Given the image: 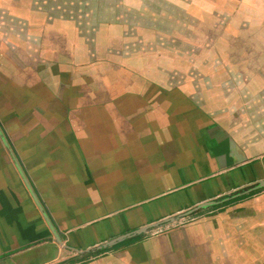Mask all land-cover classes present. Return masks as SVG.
Here are the masks:
<instances>
[{"label":"crops","instance_id":"obj_1","mask_svg":"<svg viewBox=\"0 0 264 264\" xmlns=\"http://www.w3.org/2000/svg\"><path fill=\"white\" fill-rule=\"evenodd\" d=\"M195 2L0 0V264H264V0Z\"/></svg>","mask_w":264,"mask_h":264},{"label":"water","instance_id":"obj_2","mask_svg":"<svg viewBox=\"0 0 264 264\" xmlns=\"http://www.w3.org/2000/svg\"><path fill=\"white\" fill-rule=\"evenodd\" d=\"M259 185L260 186L264 185V180L260 181L258 183V186ZM215 202L216 201H211V202L209 201V202L201 203L200 205H198L196 207H193L192 209H190V210H188L186 212H183L181 214L169 216V217L163 218V219H161L159 221H155V222L149 223L147 225H144V226H142L140 228L125 232L123 234H120L118 236H115V237L107 240V241H104V242L100 243L99 245L96 246L95 249H92V250L95 251V250H99V249L112 247V246L116 245L117 243L122 242L123 240H125L127 238L142 234V233H144V232H146V231H148L150 229H153V228H158V227L162 226L163 224L179 220L180 218L184 217L185 215H188L189 213H192L193 211H196L199 208L205 207V206L210 205V204L215 203Z\"/></svg>","mask_w":264,"mask_h":264},{"label":"rangeland","instance_id":"obj_3","mask_svg":"<svg viewBox=\"0 0 264 264\" xmlns=\"http://www.w3.org/2000/svg\"><path fill=\"white\" fill-rule=\"evenodd\" d=\"M177 1V3L179 2V3H181L182 5H184V0H176ZM192 0H186V2H187V4H189L190 2H191ZM222 1V0H221ZM224 1H226L227 3H228V1L229 0H224ZM231 1H234V3L235 4H232L231 6H227L226 7V5L224 6V8L226 9V12H227V10H230L231 12H227L228 14H230V16H228L227 18H225V15L227 14V13H224V11H223V13L221 12V14H220V16H219V24L221 25L219 28H218V31H217V29H216V31H215V33L217 34H220L221 32H223L224 31V25H226L227 23L226 22H229V24H230V26L228 25V27L226 26V29L227 28H229L230 30H232L233 28L231 27L232 26V22L231 21H229L230 20V18L232 17V15H233V13L235 12L234 10H236V4L238 3V0H231ZM193 4H196V2H195V0H193ZM234 5H235V8H233L234 7ZM199 6V5H198ZM197 6V7H198ZM221 6V5H220ZM187 7H188V5H187ZM194 8V9H196V11L194 10L193 12H192V17L194 18V17H197L200 13L201 14H205V13H203V12H200V11H206V9L205 8H207V6H203V5H201L200 7H198V8ZM219 7V6H218ZM189 8V7H188ZM190 9V8H189ZM172 11V10H171ZM170 11V12H171ZM220 11H222V10H220ZM162 13H164V12H162ZM167 13V12H166ZM178 15H179V13H178ZM224 15V16H223ZM222 16H223V18H222ZM204 19V18H203ZM222 19H224V20H222ZM195 21V20H194ZM222 21V22H221ZM205 23L206 24H208V20H206L205 21ZM234 24V23H233ZM194 25H195V23H194ZM234 41H236V40H234ZM237 41H238V39H237ZM233 43V42H232ZM237 44V43H236ZM184 219H187L186 217L184 218Z\"/></svg>","mask_w":264,"mask_h":264},{"label":"trees","instance_id":"obj_4","mask_svg":"<svg viewBox=\"0 0 264 264\" xmlns=\"http://www.w3.org/2000/svg\"><path fill=\"white\" fill-rule=\"evenodd\" d=\"M245 195H243V196H241V197H244ZM139 235H136V236H132L131 238H129L128 240L130 241V240H133V239H135V238H137ZM105 250H107V248L106 249H101L99 252H102V251H105Z\"/></svg>","mask_w":264,"mask_h":264}]
</instances>
